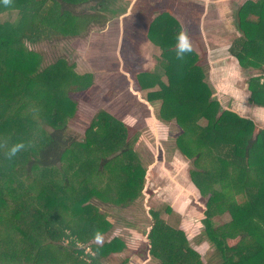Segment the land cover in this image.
I'll return each instance as SVG.
<instances>
[{"label": "trees", "instance_id": "16d2710c", "mask_svg": "<svg viewBox=\"0 0 264 264\" xmlns=\"http://www.w3.org/2000/svg\"><path fill=\"white\" fill-rule=\"evenodd\" d=\"M114 3L0 0V13L7 15L0 27L11 28L0 35V264H100L127 248L119 236L96 242L112 226L101 206L125 210L152 194L131 123L99 109L82 136L72 128L75 94L91 91L94 75L77 74L63 58L45 64L33 49L78 38L123 14L125 26L138 3L117 16ZM150 11L142 23L160 53L152 71L130 72L129 79L147 91L159 120L182 129L176 150L206 198L203 234L214 255L203 258L182 228L152 210L141 251L157 264H264V126L214 98L206 81L208 54L194 44L195 26H183L169 6ZM234 17L239 35L230 52L243 69L256 71L247 80L249 103L264 108V0H248ZM180 33L191 46L182 57L176 54ZM203 119L206 124L197 125ZM17 144L23 147L10 155ZM62 168L67 174L55 176ZM227 212L229 223L212 221Z\"/></svg>", "mask_w": 264, "mask_h": 264}, {"label": "rangeland", "instance_id": "374dc122", "mask_svg": "<svg viewBox=\"0 0 264 264\" xmlns=\"http://www.w3.org/2000/svg\"><path fill=\"white\" fill-rule=\"evenodd\" d=\"M129 1L115 0L111 11L117 16L125 13L124 10L128 6L132 8L133 3L141 1L142 10L133 9L137 15L131 16L136 26H133L129 20L125 21L124 26V20L117 16L107 26H92L86 34L78 38L53 40L33 47L41 54L45 64L63 58L72 64L77 74L94 75V88L87 93L75 94L79 108L72 128L78 132V135H83L90 119L99 109L107 110L127 120L133 126L132 131L139 132L140 135L138 152L143 165L148 170L146 184L152 194H144L134 205L125 210L107 205H104L105 208L101 206L102 211L109 213L108 220L112 226L106 234H101L100 240L96 242H108L113 237L119 236L127 243V248L120 252H112L100 264L158 263L153 257H147L141 251L144 234L151 225V210L159 211L161 217L174 228H182L188 235L191 245L203 258L213 257L214 248L203 234L205 230L203 207L206 198L201 196L191 180L188 161L183 157L180 158L176 150V140L182 129L176 121L164 123L159 120L157 118L159 108L147 102V91H138L129 79L130 72L143 69L152 71L155 58L160 53L147 38L146 26L142 23L141 13H146L149 11L148 7H151L148 5L149 0ZM80 10L89 11L88 7ZM151 13L152 11L143 16L149 17ZM6 16L5 13H0V20L4 21ZM10 30V26H1L0 35L5 36ZM212 64L214 66L215 63ZM237 66L234 61L232 63L227 60L215 65L212 70L209 67L206 81L212 88L215 87L217 83L214 76L223 71L217 70L230 68L228 84L231 83V89L223 90L219 94L215 93V98L224 107H229L242 116L252 119L256 124L264 126V108L249 104L250 94L247 92L246 84L248 73ZM212 72L215 75H210ZM236 73L240 76L238 77ZM232 75L237 76V79H233ZM205 124L204 119L197 122L200 126ZM66 172V169L62 168L55 176H64ZM50 175L47 173L45 177ZM167 208L171 209L170 212ZM231 219V214L227 212L212 221L217 226H223ZM73 222L72 225L76 229L77 219ZM69 232L68 228L65 229L66 234ZM70 239L71 237L68 236L67 240ZM90 250L91 248L86 246L85 252ZM126 257L128 260L124 262Z\"/></svg>", "mask_w": 264, "mask_h": 264}, {"label": "crops", "instance_id": "0c3cea01", "mask_svg": "<svg viewBox=\"0 0 264 264\" xmlns=\"http://www.w3.org/2000/svg\"><path fill=\"white\" fill-rule=\"evenodd\" d=\"M131 1L134 2V0ZM247 1L248 0H217L215 2L212 0H149L148 5H151V7H148L149 11L146 13H141V18H143L142 21L146 20L147 16L144 17L143 15L150 13L152 7L159 9L169 6V8L173 9L174 16L182 25H186L185 27L195 26V29H192L196 30L200 37L196 35V37L193 38L195 40L194 44L197 45L198 49L202 47L201 49L203 51L205 49L204 52H207L210 70H212L215 65L221 62H226L227 60L232 63L234 61L240 66L238 60L231 54L230 49L233 39L239 35L235 24L234 14L238 8L244 5ZM140 2L141 1H137L135 3H138L137 9H140L141 11ZM125 15L126 14L121 15V19H123V16ZM134 15H137L136 11ZM130 20V23H132L133 26H136V23L133 22L131 16ZM212 63H215L214 66ZM237 68L235 67V69ZM229 69L230 68H220L217 71L223 70L222 72L216 73L217 75H215L214 72L210 74L215 75L214 79L217 83V85H214L215 87L212 88L214 94H219L223 90L227 91L231 89V83L228 84V81L230 80V76L228 77V75L231 74ZM245 72L248 73L247 80L248 77L256 74V71L253 69H249V71L245 70ZM239 76L240 75H238V77ZM232 77L233 79H237V76L235 77V75H232ZM247 92L249 93L248 90ZM180 158L182 157L180 156ZM103 207L105 208L104 205Z\"/></svg>", "mask_w": 264, "mask_h": 264}, {"label": "clouds", "instance_id": "9594fccd", "mask_svg": "<svg viewBox=\"0 0 264 264\" xmlns=\"http://www.w3.org/2000/svg\"><path fill=\"white\" fill-rule=\"evenodd\" d=\"M191 51L190 42L185 33H180L177 38L176 54L178 57H182L185 53ZM22 144H17L10 149V155H14L18 149L22 148ZM99 239V237H97Z\"/></svg>", "mask_w": 264, "mask_h": 264}]
</instances>
